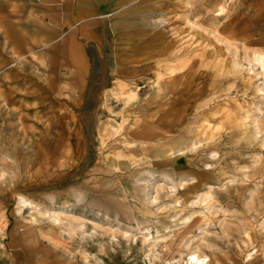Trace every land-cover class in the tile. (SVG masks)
I'll return each instance as SVG.
<instances>
[{"label": "rangeland", "instance_id": "374dc122", "mask_svg": "<svg viewBox=\"0 0 264 264\" xmlns=\"http://www.w3.org/2000/svg\"><path fill=\"white\" fill-rule=\"evenodd\" d=\"M195 251L264 264V0H0V264Z\"/></svg>", "mask_w": 264, "mask_h": 264}, {"label": "bare ground", "instance_id": "6f19581e", "mask_svg": "<svg viewBox=\"0 0 264 264\" xmlns=\"http://www.w3.org/2000/svg\"><path fill=\"white\" fill-rule=\"evenodd\" d=\"M222 8V6H221ZM126 92H129L128 89H124ZM207 256H200L197 252H192L188 254L186 259V264H206L208 262Z\"/></svg>", "mask_w": 264, "mask_h": 264}]
</instances>
